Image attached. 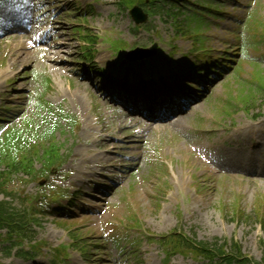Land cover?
<instances>
[{"label": "rangeland", "instance_id": "374dc122", "mask_svg": "<svg viewBox=\"0 0 264 264\" xmlns=\"http://www.w3.org/2000/svg\"><path fill=\"white\" fill-rule=\"evenodd\" d=\"M122 1L0 0V116L7 120L2 127L30 123L44 130L54 122L56 146L66 157L59 170L9 185L16 192L13 208H23L19 194L39 196L38 208H48L15 243L4 241L7 231H0V264H209L188 253H170L162 241L174 230L193 241L236 244L243 257L232 264H264L259 225L264 178L234 171L220 155L235 149L225 140L235 143L239 130L247 137V149L255 148L254 138L260 137L254 153L264 155V90L255 78L264 77V0H216L218 5L207 8L206 0H176L182 13L176 21L161 4L164 13L147 14L144 25H134L129 16V7L140 5ZM18 11L25 14L22 22L31 19L27 30L4 32L5 18ZM188 14L202 20L195 24L200 32L195 41ZM249 15L257 18L256 30L248 28ZM80 24L98 42L87 50L91 63L76 30ZM184 31L189 32L182 36ZM117 40L126 44L118 54L113 50ZM59 42L66 46L54 50ZM152 44L165 56L124 65L127 51ZM92 63L116 80L174 63L205 71L207 64L217 72L182 88L194 99L188 108L179 103L174 108L177 127L166 122L156 128L141 117L150 114L148 107L135 111L124 97H107L112 91L99 75L90 77ZM245 95H253L247 109L239 100ZM40 99L43 109L36 108ZM45 194L53 203L45 204ZM74 241L86 253L72 247ZM35 242L40 250L32 256ZM61 247L66 255L55 252ZM24 253L33 258L27 260Z\"/></svg>", "mask_w": 264, "mask_h": 264}, {"label": "trees", "instance_id": "16d2710c", "mask_svg": "<svg viewBox=\"0 0 264 264\" xmlns=\"http://www.w3.org/2000/svg\"><path fill=\"white\" fill-rule=\"evenodd\" d=\"M137 3H145V0H134ZM151 4L149 10L152 13H155L151 5L155 3L156 0H150ZM162 2H171V0H160ZM157 10V5H153ZM148 10V11H149ZM150 12V11H149ZM89 39V38H86ZM91 39V38H90ZM95 42L93 39L91 40ZM259 79L261 86L260 90H264V78L260 76H255ZM253 100V95H245L242 98V104L248 106ZM55 126L52 125L47 128V133L53 136V131ZM21 136L15 130L10 131L5 138L0 141V166L5 164L8 166V173H4L5 179H8L11 174H17L19 172L26 173L27 175L31 174L34 170L33 164L36 159H40L39 153H41V160L43 163L48 165H54L56 159L58 158V149L51 142L36 143L35 140L26 139L22 144L14 146V142L17 139H20ZM14 146V147H11ZM2 176H0V186L3 184L1 182ZM27 201V200H25ZM240 219H242L243 213H241ZM262 215V214H258ZM37 221L34 218V213L29 212V209L25 208L23 210H13L10 207V204L7 202H0V230L6 229L7 241L14 243V239H18L23 236L26 232V227L29 222ZM260 224L264 232V217L260 218ZM162 244L167 246L170 253H182L189 254L194 258L202 257V259L208 261L210 264H231L236 261L237 258H240V248L232 243V246L228 247L227 243H207V242H196L189 239L184 234L180 232L177 233L173 231L169 235L163 238ZM79 243H73L72 246L79 248ZM81 250V248H79ZM10 252V249L7 250ZM58 254L62 252L65 254V250L62 248H57L55 250ZM217 261V262H216Z\"/></svg>", "mask_w": 264, "mask_h": 264}, {"label": "bare ground", "instance_id": "6f19581e", "mask_svg": "<svg viewBox=\"0 0 264 264\" xmlns=\"http://www.w3.org/2000/svg\"><path fill=\"white\" fill-rule=\"evenodd\" d=\"M21 12L18 11V13L16 14L17 16L20 14ZM6 23L7 24H11L12 26H14V29H18V32H24L26 31V26L28 25L31 20L27 19L24 24H18V21H15V18L13 17L12 14H9L6 18ZM17 23V24H16ZM55 35H57V33H55ZM60 39L63 38V36H58ZM31 39L33 40V38L31 37ZM66 46V43L64 42H59L57 44H55L53 46L54 50H62L64 47ZM170 107V105L166 106V108ZM128 119V118H126ZM131 119V118H129ZM179 119V117H175L174 119H172L171 121H167L169 126L173 125L174 127L178 126L179 122H176ZM168 124H166L165 126H167ZM156 127H158L159 124H156ZM163 126V125H162ZM247 130H245L246 132L248 131V133L250 132V128H246ZM250 138L253 137H248V141ZM131 140V138H130ZM235 143H231L229 141V139L225 140V143H227L228 145H230L229 147H231V145L233 144L234 148H226L225 151H223L222 153H220V155L223 157V161L226 163H229L231 165V167L234 169V171L246 174L250 177H263L264 178V155H259L257 156L254 152L256 151V147L258 146V140L256 138H254V145L255 148L253 149H247L246 148V144H247V137L245 136L244 133H242V131H236L235 133ZM257 144V145H256ZM234 149V150H231ZM231 151V152H230ZM230 153V154H229ZM217 155H219V152H217ZM210 157H212V152L209 155Z\"/></svg>", "mask_w": 264, "mask_h": 264}, {"label": "water", "instance_id": "95a60500", "mask_svg": "<svg viewBox=\"0 0 264 264\" xmlns=\"http://www.w3.org/2000/svg\"><path fill=\"white\" fill-rule=\"evenodd\" d=\"M130 15H131L132 19L134 20V22H135L136 24H140V23H143V22L146 21V16L143 15V14L141 13V10H140L139 8H137V7H134V8L130 11ZM137 53H141V54H138V55H137ZM145 53H146V52H145ZM129 56H134V57L137 56V58H142V57H144V56H143V51H141V52L134 51V52H132Z\"/></svg>", "mask_w": 264, "mask_h": 264}]
</instances>
